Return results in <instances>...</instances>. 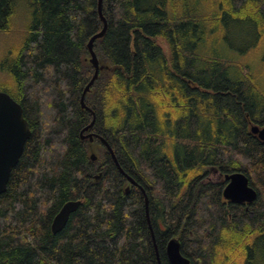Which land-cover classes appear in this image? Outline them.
<instances>
[{"label":"trees","instance_id":"trees-1","mask_svg":"<svg viewBox=\"0 0 264 264\" xmlns=\"http://www.w3.org/2000/svg\"><path fill=\"white\" fill-rule=\"evenodd\" d=\"M98 2L0 0V32L30 13L0 90L32 130L0 195V264H169L172 237L193 264H264V140L251 132L264 125V57L242 59L264 53V0H103L108 29L94 49L104 68L86 109ZM243 21L254 41L219 56L223 29ZM94 113L91 142L81 131ZM98 135L145 192L126 190ZM208 166L246 173L258 198L224 200L223 184L201 183ZM80 198L54 233L63 204Z\"/></svg>","mask_w":264,"mask_h":264},{"label":"water","instance_id":"water-1","mask_svg":"<svg viewBox=\"0 0 264 264\" xmlns=\"http://www.w3.org/2000/svg\"><path fill=\"white\" fill-rule=\"evenodd\" d=\"M98 10L102 20L104 21V26L102 30L94 34L88 41V49L90 52L89 60L95 67V72L90 81L85 86L81 96V106L82 108L86 109L90 108L85 102V96L91 90V87L98 78L100 71L104 68V65L101 64L99 57L94 49V42L97 39L102 38L108 29V21L103 14V0H99ZM95 120L96 115L94 113L93 120L81 131L82 139L88 138L91 142L94 140V137L96 136L95 133L89 132L85 134L84 132L90 130V128L94 125ZM251 132L256 134L261 140H264V125L259 126L256 124L251 126ZM31 135L32 130L29 121L25 117L23 105L18 102L9 92L0 90V195L7 190L12 170L21 160L26 143ZM97 137H99L107 145L114 160L119 165L115 152L110 146L109 142L104 137H101L99 135ZM90 157L92 160H96L97 154L95 152H92L90 154ZM127 176L131 183L139 185L132 176ZM225 179L228 181L222 191V195L225 200L236 204H251L258 198V191L253 185H251L250 179L246 173L242 171L226 173ZM139 186L140 188H142L141 185ZM129 189L130 186L126 188L127 191ZM146 202L148 204L147 195ZM81 204V198L72 199L65 202L54 217V220L52 222V231L54 233L60 232L68 223L71 214L75 212ZM147 217L150 223L153 240L155 242L157 257L160 260L155 233L149 219L148 206ZM166 255L169 264H193L191 259L182 253V243L179 237H172L168 241Z\"/></svg>","mask_w":264,"mask_h":264},{"label":"rangeland","instance_id":"rangeland-1","mask_svg":"<svg viewBox=\"0 0 264 264\" xmlns=\"http://www.w3.org/2000/svg\"><path fill=\"white\" fill-rule=\"evenodd\" d=\"M20 12L22 13L19 15L15 27L10 32H4V31L0 32V88L2 87L4 81H7L6 79L8 78L6 75L3 74L2 66L8 64L9 57L14 55V52L17 51L21 42L25 38L27 29L31 23V19L29 16L30 13L28 12V10L26 11L23 8V10L20 9L19 13ZM238 25L240 26H236L235 29H232L230 25H228L227 28L223 29L224 41L222 45L220 44V46L217 48L219 52V56L226 57V55L233 50V48H231V45L242 48L245 47L248 42L251 43L254 41L253 38L254 35L256 34V30H254L250 24L244 21ZM245 35L247 37L248 35H250L253 38L250 39L246 38ZM263 57H264V53H263V49H261L258 51V53L252 52L243 56L242 59L247 63H251L254 66H257L258 64H262ZM211 167L213 166H208L207 170L210 169ZM209 176L212 177L213 179L210 182L208 180V177L205 176L207 177L206 179H204L206 185L223 184L222 185V191H223L225 183L222 182L220 178L216 177L213 172H211Z\"/></svg>","mask_w":264,"mask_h":264},{"label":"flooded vegetation","instance_id":"flooded-vegetation-1","mask_svg":"<svg viewBox=\"0 0 264 264\" xmlns=\"http://www.w3.org/2000/svg\"><path fill=\"white\" fill-rule=\"evenodd\" d=\"M89 132H92V131H86L85 133H89ZM101 140V139H100ZM103 142V141H102ZM103 145H105L106 147H107V145L103 142ZM107 149H108V147H107ZM109 150V149H108ZM110 152V151H109ZM111 154V153H110ZM111 156H112V154H111ZM112 158H113V156H112ZM113 160H114V158H113ZM115 161V160H114ZM116 162V161H115ZM117 164V163H116ZM118 165V164H117ZM119 166V165H118ZM120 168V167H119ZM120 170H121V168H120ZM121 171H123V170H121ZM124 172V174H125V176H126V178H127V180H128V182H130V180H129V178H128V176L127 175H129L128 173H125V171H123ZM207 174H205L204 176H203V178L201 179V183H204V184H206L205 182H204V179H206L207 177H208V180L211 182V180L213 179L212 177H210L209 176V174L211 173V172H213L214 174H215V176L216 177H218V178H220V180L222 181V182H224L225 183V185H224V187L226 186V184H227V180L225 179V174L223 173V172H221L217 167H211L210 169H208L207 170ZM127 174V175H126ZM131 176V175H130ZM205 176H207V177H205ZM132 185H136V184H133V183H131L130 182V184L127 186V187H129L130 186V188H131V186ZM139 186V185H138ZM130 190V189H129ZM128 190V191H129ZM224 198V197H223Z\"/></svg>","mask_w":264,"mask_h":264},{"label":"bare ground","instance_id":"bare-ground-1","mask_svg":"<svg viewBox=\"0 0 264 264\" xmlns=\"http://www.w3.org/2000/svg\"><path fill=\"white\" fill-rule=\"evenodd\" d=\"M111 146V145H110ZM72 200V199H71ZM69 201V200H68Z\"/></svg>","mask_w":264,"mask_h":264}]
</instances>
